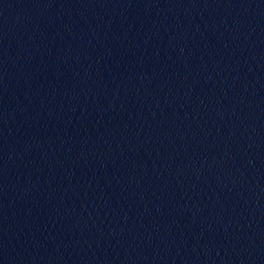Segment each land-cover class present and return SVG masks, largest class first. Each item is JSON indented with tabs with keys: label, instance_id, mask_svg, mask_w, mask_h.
Returning a JSON list of instances; mask_svg holds the SVG:
<instances>
[{
	"label": "water",
	"instance_id": "water-1",
	"mask_svg": "<svg viewBox=\"0 0 264 264\" xmlns=\"http://www.w3.org/2000/svg\"><path fill=\"white\" fill-rule=\"evenodd\" d=\"M0 264H264V0H0Z\"/></svg>",
	"mask_w": 264,
	"mask_h": 264
}]
</instances>
